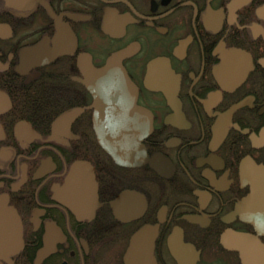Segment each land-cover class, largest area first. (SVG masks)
Returning a JSON list of instances; mask_svg holds the SVG:
<instances>
[{"label":"flooded vegetation","instance_id":"af4514ba","mask_svg":"<svg viewBox=\"0 0 264 264\" xmlns=\"http://www.w3.org/2000/svg\"><path fill=\"white\" fill-rule=\"evenodd\" d=\"M4 210L0 264H264V0H0Z\"/></svg>","mask_w":264,"mask_h":264},{"label":"water","instance_id":"95a60500","mask_svg":"<svg viewBox=\"0 0 264 264\" xmlns=\"http://www.w3.org/2000/svg\"><path fill=\"white\" fill-rule=\"evenodd\" d=\"M113 68H114V64L111 61V62H108L102 70L103 71L105 70V72H106V71H109L110 69H113ZM117 68H119V66H117ZM93 127H94L95 131L97 132V134L99 135V140H100L101 144L103 145V147L107 151L114 153L117 156H119L120 158H122L125 161V163L126 162L129 163L132 150L134 148H138L140 135H141V132L139 130V126L137 125L136 131H133V126L123 125V123L117 124L114 127V129H116L118 132H121L122 136H120L119 138L108 137L104 134L110 132L112 130L113 126L109 125L108 123H104L101 119H99L98 115H96V117L94 118ZM111 132L114 133V130H112ZM133 133H134V137H133ZM7 213L12 214V211L8 212V211L4 210L3 212H1L0 221L2 220V214H7ZM8 223L12 224V221H8ZM12 225H14V224H12ZM8 228H9V231L10 230L12 231L15 229L13 226L11 228L10 227H8ZM19 237H20V235H19ZM6 239L8 240V243H1V244H4V245L6 244L9 247H12L11 244L14 243V237L12 240V236H10L8 234ZM20 242H21V239H20V241H18V244H20ZM15 243H17L16 238H15Z\"/></svg>","mask_w":264,"mask_h":264}]
</instances>
